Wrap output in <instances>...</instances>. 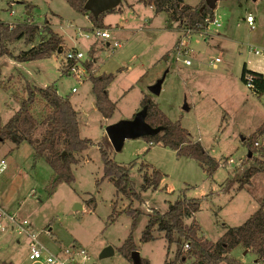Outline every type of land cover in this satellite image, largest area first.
Instances as JSON below:
<instances>
[{
    "label": "rangeland",
    "instance_id": "374dc122",
    "mask_svg": "<svg viewBox=\"0 0 264 264\" xmlns=\"http://www.w3.org/2000/svg\"><path fill=\"white\" fill-rule=\"evenodd\" d=\"M204 2L186 0L192 6ZM29 3L34 7L27 11ZM0 12L5 23L49 25L64 38L63 53L53 58L17 63L0 56L3 125L20 108L29 87L55 85L78 111L81 136L98 143L107 137V126L133 120L143 110L144 96L149 95L170 120L180 119L192 139L199 140L220 162L218 170L209 176L198 161L179 157L171 148L150 143L144 137L127 138L121 150L112 149L111 156L116 162L131 166L143 202L117 193L109 179L97 186L104 168L97 145L77 153L78 163L72 165L75 182L61 183L50 194L48 186L54 171L47 159L35 160V149L28 142L18 147L7 140L0 144V162L5 163L0 170V208L26 219L30 233L35 232L41 244L53 252L79 244L88 255L78 256L81 264H135L119 251L133 232L141 259L149 264H165L167 259H176L180 243L169 249L162 232H156V238L148 243L141 242L154 209L165 213L178 200L204 197L200 210L187 223L197 219L200 234L217 241L225 227L242 225L260 208L264 176H257L251 187L238 183L229 186L227 182L255 164V158L264 159V134L258 133L253 140L255 153L251 157L250 145L246 144L264 123V96L258 97L241 79L245 63L264 72V52L255 53L264 50V0H220L214 18L221 26L208 24L195 31L190 40L184 28L179 29L176 24L167 27L165 12L157 14L154 7H146L139 0H122L114 12L105 15L106 24L120 29L122 44L116 47L102 39L80 37L79 28L91 29L94 25L65 0H0ZM249 14L255 17L254 28L247 23ZM38 42L39 39L33 43L21 40L9 47L17 54ZM71 48L85 54L84 63L93 62L83 83L71 71H63L67 62L65 52ZM182 49L190 50L189 55L178 54ZM166 54L169 56L163 59ZM185 58L192 61L191 66L184 64ZM111 74L114 79L108 95L117 108L111 117L105 118L96 106L93 81ZM164 76L162 92L152 93L150 87ZM48 112L39 96L33 106L39 138L44 133L43 120ZM146 165L166 175L156 191H142ZM225 186L230 188L222 191ZM77 203L85 208L73 211ZM132 210L140 213L134 228ZM205 222L210 225L204 226ZM4 224L9 228L0 233V264H31L29 234L16 231L14 224ZM108 247L113 248L114 254L102 257ZM233 255L241 264L255 261L252 252L243 255L238 249Z\"/></svg>",
    "mask_w": 264,
    "mask_h": 264
},
{
    "label": "trees",
    "instance_id": "16d2710c",
    "mask_svg": "<svg viewBox=\"0 0 264 264\" xmlns=\"http://www.w3.org/2000/svg\"><path fill=\"white\" fill-rule=\"evenodd\" d=\"M65 1L74 10L87 16L94 26L110 27L105 23V15L114 12L115 9L95 18L85 9L87 0ZM139 1L146 7H154L157 14L165 12L168 28L176 24L179 29L188 28L197 31L204 29L208 22L214 18V10L207 7L206 2L192 6L187 4L186 0ZM30 6L33 4H27V11L30 10ZM36 39H39L38 44L32 45L29 49L21 50L17 54H14L9 47L10 43L21 40H25L26 43H33ZM60 51L61 53L64 51V38L49 25L41 27L32 22L9 24L3 22L0 17L1 57H9L17 63H23L53 58L59 56ZM168 56L169 54H166L163 59ZM92 63L90 61L84 64L88 70H91ZM73 65L74 62L67 61L63 66L64 73L71 71ZM247 74H251L253 77V84L256 87L255 94L258 97L264 96V74L250 70L245 63L241 75V79L245 83ZM113 79L114 76L111 74L93 81V92L97 100L96 106L105 118L111 117L117 108L116 102L112 101L108 95V87ZM39 96L44 100L49 110L48 115L43 120L45 129L40 138L36 136L38 121L33 113V106L37 103ZM141 107L146 110V123L154 129H159L155 134L145 135L144 139L150 143L175 150L179 157H188L198 161L209 176L214 175L220 167V162L205 149L199 140L194 141L192 139L191 133L183 127L180 119L177 121L170 120L149 95L144 96ZM258 133L264 134V123L255 134L246 140V144L250 145L252 155L255 153L253 140L256 139ZM7 140L12 141L16 146L28 142L35 149L33 155L35 160L43 157L47 159L54 171L48 186L50 194H53L61 183L72 184L75 182L72 165L78 163L77 153L97 145L104 163L103 176L96 181L97 186L109 179L113 182L117 193L130 200L144 201L142 193L136 188V183L131 174V166L120 164L112 158L113 146L108 136L98 143L90 138H83L80 134L78 111L71 99L61 95L55 85L40 88L29 87L27 97L21 100L20 108L8 122L3 125L0 119V144ZM255 159V164L245 168L241 175L236 173L232 178H229L227 184L231 186L238 183L251 187L257 176H264V159ZM244 166L245 164H243ZM165 176L161 170L146 165L142 174V191L158 190ZM228 188L230 187L225 186L221 190L225 191ZM203 200H205L204 197L178 200L170 204L165 213L154 209L142 234L141 242L148 243L156 238V232H162L169 244V249L173 244L180 243L176 252V259H167L165 264H185L187 259H191V264H241L238 258L230 256L231 252L238 247L251 251L256 261H264V199L261 201L260 208L242 225L225 227V232L217 241H212L200 234L201 225L197 219H194L191 224L187 223V219L193 218L200 210ZM131 212L133 214L132 227L134 228L138 224L140 213L133 210ZM187 243L190 248L188 251H184L182 248ZM137 250V244L133 232H131L119 251L126 259L134 262L133 252ZM141 264H149V262L141 259Z\"/></svg>",
    "mask_w": 264,
    "mask_h": 264
},
{
    "label": "built area",
    "instance_id": "2783aa9c",
    "mask_svg": "<svg viewBox=\"0 0 264 264\" xmlns=\"http://www.w3.org/2000/svg\"><path fill=\"white\" fill-rule=\"evenodd\" d=\"M247 23L249 26L254 28L255 26V17L252 14H249L246 18ZM216 23L218 26H221L216 17L213 20H210L208 24H214ZM207 24V25H208ZM79 33L78 35L80 37H85L89 40L92 38L96 39H102L106 41L109 45L116 47V46H121V41L119 38L120 34V29L116 27H97L93 26L91 29H84V28H79ZM119 32V33H118ZM184 32L186 33V38L187 40H190L192 38L193 33L195 30L193 29H188L184 28ZM183 47V44H182ZM190 50L188 49H182L180 51L181 53L185 56L189 55ZM264 52L260 50H256L255 53L260 55ZM84 56L85 54L78 50L77 48H71L65 52V59L69 62H74V65L71 68V74L76 76L77 80L79 83H83L85 80L86 76L90 74V71L84 64ZM217 62L220 61V58L216 59ZM184 64L187 66L192 65V61L188 58L184 59ZM254 93H256V87L253 84V77L251 74H247L246 76V83H245ZM77 89L74 88L72 89L73 92H75ZM258 145V143H256ZM5 167V163L3 161L2 165L0 164V170ZM4 222L14 224L17 229L16 231L20 233H25L29 234L30 240H29V260L31 264H81V261L78 259V256H83L84 258H87V254L84 249H82L79 244L73 243V245L70 248L66 249H60L58 252H53L50 249H48L46 246L41 244L38 241V237L36 233L34 232L33 234L30 233L29 229V222L24 219L21 220L19 219L18 216L9 214L8 212H5L0 208V233H5L7 232L8 227L5 226ZM210 225L209 222H205L204 226L208 227ZM13 230H15V227H12ZM189 244H184L183 250L188 251L189 250ZM185 264H191V260L187 259ZM253 264H264V261H254Z\"/></svg>",
    "mask_w": 264,
    "mask_h": 264
},
{
    "label": "water",
    "instance_id": "95a60500",
    "mask_svg": "<svg viewBox=\"0 0 264 264\" xmlns=\"http://www.w3.org/2000/svg\"><path fill=\"white\" fill-rule=\"evenodd\" d=\"M220 0H205L206 6L214 10L217 7V3ZM122 0H87L85 4V9L94 15L95 18H99L100 15L109 12L117 8ZM61 53V51H60ZM166 76V75H165ZM165 76L159 79L154 85L150 87V91L156 95H159L162 90V85L165 80ZM186 110L189 109L187 105L184 107ZM146 110L143 109L141 112L135 114L134 119L131 121H122L116 124H112L106 127V135L108 136L112 146L116 150H121L123 143L127 138H141L148 134H155L159 129L152 128L145 121ZM252 154L250 153L249 157ZM83 210L82 204H76L73 211ZM114 254V250L108 247L102 253V257ZM133 260L135 264H141V257L139 251L133 252Z\"/></svg>",
    "mask_w": 264,
    "mask_h": 264
},
{
    "label": "crops",
    "instance_id": "0c3cea01",
    "mask_svg": "<svg viewBox=\"0 0 264 264\" xmlns=\"http://www.w3.org/2000/svg\"><path fill=\"white\" fill-rule=\"evenodd\" d=\"M106 19H108V18H106ZM247 64V67L250 69V70H254V71H257V72H260V73H262V74H264V72L263 71H260V70H258L257 68H254V67H251L248 63H246ZM161 92H162V90H161ZM19 147V146H18ZM2 163H3V160H2V162H0V164L2 165ZM1 169H2V167H1ZM165 178V177H164ZM85 208V205L83 206V209ZM195 216V215H194ZM238 249H240V251H241V253L243 254V255H245V254H248V253H251V251H249V250H244L243 248H241V247H238V248H236V249H234V250H238ZM233 250V251H234ZM233 251L231 252V255L233 256V257H235L234 255H233ZM235 258H237V257H235ZM242 260V259H241Z\"/></svg>",
    "mask_w": 264,
    "mask_h": 264
}]
</instances>
